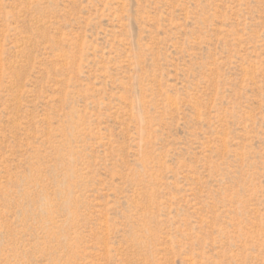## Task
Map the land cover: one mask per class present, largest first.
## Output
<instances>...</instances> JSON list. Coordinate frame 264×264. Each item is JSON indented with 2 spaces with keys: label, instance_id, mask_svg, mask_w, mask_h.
Returning a JSON list of instances; mask_svg holds the SVG:
<instances>
[{
  "label": "rangeland",
  "instance_id": "1",
  "mask_svg": "<svg viewBox=\"0 0 264 264\" xmlns=\"http://www.w3.org/2000/svg\"><path fill=\"white\" fill-rule=\"evenodd\" d=\"M0 264H264V0H0Z\"/></svg>",
  "mask_w": 264,
  "mask_h": 264
}]
</instances>
